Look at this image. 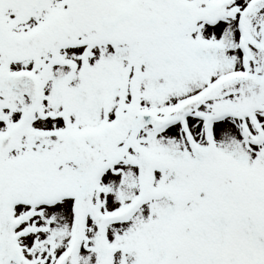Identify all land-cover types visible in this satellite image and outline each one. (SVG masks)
I'll use <instances>...</instances> for the list:
<instances>
[{"label": "snow or ice", "instance_id": "6c2138e0", "mask_svg": "<svg viewBox=\"0 0 264 264\" xmlns=\"http://www.w3.org/2000/svg\"><path fill=\"white\" fill-rule=\"evenodd\" d=\"M0 264H264V0H0Z\"/></svg>", "mask_w": 264, "mask_h": 264}]
</instances>
